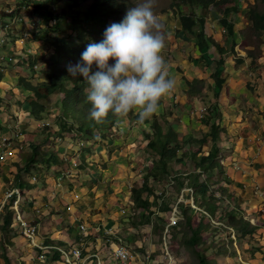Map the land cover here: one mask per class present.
Here are the masks:
<instances>
[{
    "label": "trees",
    "instance_id": "obj_1",
    "mask_svg": "<svg viewBox=\"0 0 264 264\" xmlns=\"http://www.w3.org/2000/svg\"><path fill=\"white\" fill-rule=\"evenodd\" d=\"M261 1L264 4V0ZM248 2L251 5L254 4V0ZM16 3L18 9H11V6H6L4 10H8V12L3 9L0 10V30H7L5 35L8 38L10 30H8L7 22H9L10 18L15 17L19 11L25 9L44 20L43 24L40 25L39 33L35 35V41L41 40L53 49V54L45 61V70L42 72V76L37 78L35 83L30 82L24 78L25 76L20 74V68L18 67L20 65L14 66L15 70L13 72L14 75L17 73L15 78L21 94L27 93L29 95L26 99L27 105L24 111L29 123L25 124L30 125L29 127H32L35 131L37 130L43 134L48 133V138L50 136H70L76 139L84 138L86 141L95 138L104 140L103 133L106 131L112 136L111 138L109 137L111 141L122 142L121 139L113 138L117 125L121 124H118L117 119L111 114L102 124H96L89 118L90 105L86 102L83 91L87 85L82 77H70L67 66L69 64L74 65V62L81 58V54L88 43L102 41L104 31L109 25L123 20L130 7L128 0H35L32 4L27 3L25 0H17ZM171 6L178 9L182 30L189 37L191 36L197 40L204 37L203 29L201 27L198 29L197 24L202 23L203 17L196 14L195 11L185 13L182 10L184 7L189 9L198 8L199 10H208L210 7L218 8L222 15L220 25L224 28L226 36L232 38L237 33L233 31L234 22L230 17L232 13L238 11L235 0H174ZM248 20L251 25L249 28L250 32L259 37L264 32V11H259V8L254 4L248 9ZM52 33H56L58 36L53 37ZM23 35V33L20 34L21 37ZM206 41L211 43L221 55L226 54L224 49L219 48L212 39L208 38ZM8 43L9 40L6 44ZM2 50H4L3 47L0 49V61L5 62L8 57L1 52ZM249 54L252 56V52ZM25 55L27 56L28 67L32 70L35 61L32 59L31 54ZM217 64L222 65L223 61L221 60ZM184 84L189 85L185 82ZM201 86L202 84H199L198 89ZM3 91V87L0 86V115L4 113L1 106L2 100L4 98L8 100V95ZM196 91L198 90L193 87H189L187 90L188 93ZM21 94L20 97L22 96ZM175 107L177 105L171 104L164 108L165 112L162 115H153L150 120L146 121L149 124L150 133H145L143 130L144 124H137L136 116H134V127L136 126L141 134L144 133L145 143L141 141L143 143L141 151L143 154H148L150 168L141 175L140 187H133L127 191L128 186L121 184L126 192L122 205L124 207L128 206V211L126 212L127 217L130 218L128 224L134 232L130 242H134L133 247L137 248L138 253H145L147 251L142 250L143 245L139 248L135 244L138 241L137 237L140 235L137 228L151 225L153 231L164 230V227L152 224V219L156 220L155 223H157V220L161 219L156 216L157 212L159 210L161 212H170L172 208L165 202L158 206L159 199L162 197L160 196L161 194L157 195L156 191L159 187H164L165 184H172L177 195L184 188L190 191L193 206L182 202L177 203L176 207L181 220L170 225L168 231L171 237L179 238L181 246L194 258V264H215L214 260H210L207 257L209 251H214L221 255L232 249V240H230L228 248H219L215 246V243L204 240L207 235L215 232L213 222L222 223V227L228 235L234 233L243 239L249 237V239H245L248 243V250L240 252L243 255L244 262L249 261L251 259L249 258V253L254 255L261 252V247L256 249L253 247L252 242L253 239L255 242L256 237L262 235L258 231H263L264 229V218L259 214H254L251 220L243 218L240 211L246 205L236 192L231 191V189L228 190L225 186L226 184L229 188L226 175L224 174V178L221 177L224 170L220 164V159L222 158L220 153L224 149L221 145L220 147L217 145L221 141L219 139V127L210 128L209 137L212 146L205 153L200 147H192L193 140L185 143L175 130V126L181 125ZM1 110H3L2 113ZM6 114H9V111H6ZM51 114L54 116L52 122L57 127V131H54L50 124L49 127L44 126L38 129L36 125L40 122H46L47 116ZM8 117L12 119L11 116ZM15 121H19V119L15 118L11 125L5 124V126H1L0 124L1 133L6 130L10 132ZM2 122L1 120L0 123ZM129 129V127L125 126L124 133H127ZM22 132V136L15 141L17 145H23V150L20 153L22 162L13 164L12 169L17 176L16 184L19 185L24 198L21 204L35 206L41 200H37L33 195H26L24 192L36 190L33 185L39 181H33V176L29 177L28 173L36 172L35 166L45 163L48 165L52 164L60 169L63 166L62 155L41 151L40 148L43 146V142L25 140L27 133H24L23 130ZM201 143L206 145L207 141L202 140ZM95 144L98 147H103L99 141H96ZM114 152H118L114 159V162H117L116 159L123 155H121L119 149ZM23 163L24 168L22 167ZM80 163V171H86L92 165V162L86 159H80ZM116 173L117 170L115 169L109 172L111 175H116ZM102 190L109 194L110 198L112 197V201H117L113 188H109L106 191L105 189ZM177 195L171 197L174 200L173 204L176 203ZM44 198H48V196L46 195ZM14 199L15 197H12L7 201L0 215L2 244L5 248L4 250L8 248L11 252L15 244L14 239L19 238L12 230L15 213L9 209ZM51 205L54 204L51 197H49L47 201L48 211L54 209ZM133 209L139 212L135 213ZM43 210H47V208ZM60 212L58 210L52 215H59ZM67 217L68 215L65 214L62 219H67ZM136 218L138 219L136 220ZM251 221L255 222L254 226L251 225ZM178 226H182V229L177 230ZM136 231L137 233L135 234ZM40 241L53 247H56V245L63 246L58 241H50L48 239ZM261 241L257 243H259L258 245L262 244L263 248L264 239ZM34 253L37 257L42 256V252L37 248L34 249ZM11 254L10 258L7 252L3 251V264H12L15 256L13 253ZM50 258L54 264L60 262L59 253L55 250H52ZM24 262L23 260L21 264H24Z\"/></svg>",
    "mask_w": 264,
    "mask_h": 264
},
{
    "label": "crops",
    "instance_id": "obj_2",
    "mask_svg": "<svg viewBox=\"0 0 264 264\" xmlns=\"http://www.w3.org/2000/svg\"><path fill=\"white\" fill-rule=\"evenodd\" d=\"M248 1L250 0H239L240 6L238 2V11L233 17L235 32L245 31L250 27L248 9L251 4ZM202 14L205 18L203 23L205 40L213 39L219 48L224 49L226 54L221 55L209 42L205 43L204 40L199 42L195 38L187 37L182 31L179 17L174 13L159 17L164 24L165 31L170 33L162 54L170 77L176 81V87L169 96L160 101L156 115H162L165 112L164 105L166 107L171 104L177 105L175 111L186 134L190 135V140H193L195 144L199 142L201 145V141L206 140V145L197 147L206 152L212 146L209 129L218 126L221 141L217 145L222 146V142L230 144L227 150L220 153L226 162L223 170L229 182V188L236 192L242 198L241 201L251 210L264 201V32L258 38L254 35L243 37L241 32L240 34L236 33L232 38L227 37L220 25L221 16L214 9L209 8ZM249 52H252V56L248 54ZM221 60L223 64L218 65L217 62ZM183 80L189 84H196L194 88L198 91L184 93L186 87ZM0 83L4 89L3 92L8 95L5 83L2 80ZM199 84H202L200 89H198ZM12 92H18V90L13 88ZM3 114L5 113L1 115ZM131 115L135 114L131 113ZM5 121L0 123L1 126L13 124L12 119L7 122L6 118ZM17 123L20 124V121H15L14 125ZM21 123H29V121L22 120ZM135 127L127 132L128 143L125 139L124 142L112 144L113 147L119 146V151L123 155L116 161L128 162L126 172H129V167L141 164L143 158L148 155H142V145L137 138L133 137ZM130 138L133 139L129 140ZM129 144L133 145L134 150ZM117 154L118 152L109 153V160H114ZM105 159H107L106 155H104L103 162ZM108 165L110 166V164ZM110 169L112 168L109 167L108 170ZM132 176L133 174L130 173V178L126 177L125 183H117L125 177L117 173L115 176L117 178L111 180L112 184L109 188H113L114 194L118 193L117 191L123 190L124 187L119 184H126ZM256 188L259 190L257 195L254 192ZM65 192L61 189L62 196L59 197V200L72 203L75 215L80 217L82 205L81 208L78 207L77 197L72 193L66 194ZM29 193L34 195V198L40 197L36 191ZM44 196H46V192L41 191V206L42 204L47 205L48 199L45 201ZM53 202H55V198ZM52 213L51 210L50 212L48 209L43 210L44 215H49L46 216L48 218L52 216ZM48 223L50 224V221ZM66 224L67 226L58 232L56 230L53 232L49 228L50 226L48 228L45 226L46 228L43 229L40 226L38 239L60 241L63 239L65 231H72L74 228L70 226L72 223ZM18 239H14V241L17 242ZM28 246L23 255L25 264H54L50 258L51 255H47L46 259L41 258L40 262L39 258L32 261V258L27 256L31 255L30 253L34 250L29 244ZM13 261L19 262L20 259L17 260L14 257Z\"/></svg>",
    "mask_w": 264,
    "mask_h": 264
},
{
    "label": "rangeland",
    "instance_id": "obj_3",
    "mask_svg": "<svg viewBox=\"0 0 264 264\" xmlns=\"http://www.w3.org/2000/svg\"><path fill=\"white\" fill-rule=\"evenodd\" d=\"M16 1L17 0H0V10L6 9V6H11V9H14V8L18 9ZM25 1L29 4H32V2L33 3L35 2V0H25ZM128 2L130 3V7H132V6H136L142 3L143 0H128ZM173 3H174V0H154L155 14L159 17V16H163L165 12L166 13L170 12L173 9V7L171 6ZM254 3L256 4L255 6L259 8V11H264V5L261 2L254 0ZM240 5H241V2H239V6ZM4 11L8 12V10H4ZM216 12L220 15L219 10H216ZM235 15H236L235 13H232L231 17L233 18ZM43 22H44L43 19H40L35 14H32L31 12L25 9L19 11V13L15 15V17L10 18L9 22H7L8 30H10L8 33L9 39L7 38L9 40V43L5 44V46L3 47L4 50H2L1 52H3V54L8 57L6 58L8 60L5 62L0 61V80H2L5 83L6 91L8 92V100H2L1 106L5 114L0 115V121L2 120L6 122L5 120L7 118V122H8V120L10 119L8 116H11L13 120L17 118L19 119L20 122H22V120H27V117L25 116L24 111L26 110V105H27L26 99L29 97V95L27 93L21 94L20 89L19 90L16 89L18 87V83L15 78V75L17 73H15L14 75L13 71L15 70L14 66L16 67L20 65L21 67L18 66L20 68L19 70L20 74L22 76H25L24 78H26L32 83H35V80L42 76V72L45 70V67H44L45 61L48 60V58L53 54V49H51L46 43L42 42L41 40L35 41V35L39 33L38 31H39L40 25H42ZM22 33L25 36L27 33L28 38L26 36L25 40L21 39L20 34ZM52 36L55 37L58 35L56 33H52ZM29 48L32 50V59L35 61V65H37L36 68L33 67L32 69L33 71L29 69L27 56L25 55L27 53L26 51H23L24 49L28 50ZM80 60L81 58L76 60L74 64H76ZM13 88H15L16 91L18 90V92L13 93L12 92ZM20 94L22 95L21 97H20ZM6 111H9V114H6ZM2 112L3 111H1V113ZM46 120L47 121L49 120L50 122H52L53 120L52 114L47 116ZM125 125L126 123H124L123 125H120L121 131L117 129L116 135H115L116 137H119L122 135ZM29 126L30 125L28 124L22 125L23 129L27 130L25 140H31V141L38 140V141L43 142V146H41L40 148L41 151L46 152V153H48L47 151H49L50 153H55L57 155L60 154L62 156L67 155L70 158L74 157L76 153L79 152L80 158H84L85 153L82 150V148L79 147L81 145L79 141L69 138L67 136H65L66 138L65 137L60 138L58 136H51L48 138L47 137L48 133L43 134L42 132H38L37 130L31 132L30 130H32V128L29 129L28 128ZM143 130L145 131V133H150L149 124L147 122L144 123ZM175 130L178 132L180 137H183L182 140H184L185 143H187L190 140V135L186 134L185 128L182 125L175 126ZM134 132H135V135L133 137L137 138L140 143L141 141L145 143L144 133L141 134L140 130L137 127ZM210 133H211V130H210ZM103 136H104V140L95 138L90 141L92 143L94 142L93 147L96 146L95 142L99 141L101 144H103L104 149H102L101 147H97L96 150L94 151L93 147L89 148V149H92V153L95 152L97 154L102 155V159H104V155L106 153L112 152L111 151L112 149L108 150V147H107L108 145L111 146L110 144L112 141L110 140V138L112 136L110 135L109 132H106V131L103 133ZM123 137L127 139V143H128V133H125ZM55 139H58V141H54ZM81 139L86 140L84 138H81ZM132 139L133 138H130L129 140H132ZM222 143H223L222 148L224 150H227V147H230L229 143H224V142ZM199 145H200L199 142H197V144L193 143L192 147L197 148ZM129 146H131V144H129ZM132 146H131V149H133ZM185 147L187 146L185 145ZM25 152H26V149H25ZM145 158H143L141 162V164L143 165L135 164L132 167H129V172L123 171V170H127L128 168V162H125V161L114 162V160L111 159L112 164H110V166L107 165V167L108 169L109 167H111L112 169H118L117 173L125 176L120 180L121 183H124L126 181V177L130 178V173L131 175L132 174L134 175L135 173H137L138 177L140 178V175L142 172L138 174V171L142 170L144 171L143 172L144 174L145 171L150 168V166L146 164ZM90 159L91 160L93 159L94 161H96L97 158L95 157V158H90ZM107 160L108 158L105 159L104 162L107 163ZM22 167L24 168V163L22 164ZM91 167L93 168V170L80 171L77 174L76 177L79 179V181H76L77 179H72L69 181L67 180V183L65 186L66 189L68 188L71 189L70 191H73L78 196V199L80 200L78 202V207L81 208V205H82V209H81L82 211H80L81 219L86 222H94L98 219L99 216L101 217L102 214L105 215L106 213L116 212L114 215H110L108 217L105 216L103 218L104 223H108L109 221L113 222V227H112L113 230L121 229L122 232L129 233L128 237H130L131 239L133 237L134 232L131 230V226L128 224L130 218H128L127 215L122 214L120 211H117V209L122 208L123 206L122 201L121 200H117L116 202L112 200L108 201V199H110L109 194H107L101 189V188H106L107 190H109L111 180H110L108 170L103 169L102 171H99L98 170L99 168L97 169V167L93 165ZM35 169L43 170L49 175L50 179L46 180L45 182H41L40 178L43 176V174L29 172L28 173L29 177L33 176L35 177V179L39 181L35 185H33V188H36V190L45 191L47 193L48 198H44L45 201H47L49 197L55 198V201H57V205L55 207L58 210H64L65 203L62 202V200H59V197L62 196L61 187L60 186L57 187V183L54 182V180L52 179L53 177L57 178L59 176V175H56V173L59 172L58 171L59 169L52 164L48 165L46 163L43 165H36ZM224 174L225 173L223 172V175H221V177L224 178ZM24 179L26 180V178ZM7 182H9L11 186L16 185L17 183L16 174L12 173L10 175H5V176L0 175L1 193H3L5 189L7 188V185H6ZM140 185H141V181H135L133 183L131 182V186L134 188H138L140 187ZM225 186L229 190L226 184ZM173 188L174 187L172 184H165L164 187H159L158 190L156 191L157 192L156 194L157 195L161 194L160 196L162 197L161 199H159L158 206H160L162 202H165V203H168L169 207L172 208L170 212L169 211L161 212V210H159L156 216L161 219L160 220L158 219L157 223H155L156 220L152 219V224H156L157 226H160V227L162 226L164 227V230L163 231L162 230L153 231L151 225L139 226L137 228V231L140 235L137 237V239L139 242L143 244L142 250L151 252L152 258L154 260H157V264H194V258L191 256V254L185 251V249L181 246L179 238L171 237V234L168 231V229H167V232L165 231L166 226L175 224L176 222L181 220V217L179 216V211L177 210V207H176L177 203L182 202V203L189 204L190 206H192L191 193L188 189H185V188L182 189L177 195L176 191ZM114 189H115V186H114ZM117 192L119 193L120 198L122 199L125 198L126 192L124 190L117 191ZM65 193L67 194L68 191H66ZM187 193H189L188 196H186ZM176 195H177L176 203L173 204L174 200L171 197H174ZM35 198L37 200L42 199L41 196L35 197ZM69 199H70V195H69ZM107 201H108L107 203L108 209L104 210L103 204ZM82 203L85 205H83ZM28 210H29L28 207L24 206L23 213L26 215L28 213L27 212ZM98 211H102V213L99 214ZM63 212L64 211L60 212L59 214L60 216L54 214L50 216L49 218L45 217L44 219H42L40 222L41 228L42 229L46 227L48 228L50 226L49 228H51L53 232H55V230L57 232L60 230H63L67 226L66 223H69L68 220L62 219V217L65 216V213ZM86 212H89V214H87ZM240 212H241L242 217L245 218L246 220H249V219L251 220L254 217V214H257V215L259 214L264 217V213L262 214V212L260 211V204L258 205V207L252 208L251 210L249 209V207L243 206V209ZM137 219L138 218H136V220ZM48 221H50V224L48 223ZM213 224H214L215 232L213 234L210 233L211 235L210 234L207 235V237H205L204 240L210 243H215L216 244L215 246L219 248H223V247L228 248L230 244V240H232V249L229 250L227 253L221 254V255L217 254L214 251H209L207 253L208 259L214 260L215 264H264V247L262 248V244L258 245L259 243H257L264 239V229L263 231H258V233L262 235L260 237H256L255 242L253 239V242H252L253 247H255L256 249L261 247L260 248L261 252L258 254H254V255L249 253V258L251 259H249V261L244 262V258H242L243 255H241L240 252L242 250H248L249 248L247 246L248 243L245 241V239L247 240L249 239V237L243 239L234 233H231L230 235H228L226 231L224 230V228L222 227V223L220 224L218 222H213ZM254 224L255 222L251 221V225L254 226ZM70 226H74V225H70ZM180 229H182V226L177 227V230H180ZM73 230H75V233H74V238H75L76 232L78 231V228L76 225L73 228ZM137 231L135 232V234L137 233ZM123 235H126V234H123ZM164 236L166 238V242L164 240ZM1 237L2 235L0 233V264H3V260H2L3 251H6L7 255L10 258L12 255L11 253H13V255L17 258V260L20 259L19 262L12 261V264L23 263V255L25 253V250L29 247L27 241L22 242L20 239H18L17 242H15L16 241L15 240L14 241L15 244L11 252L8 248L7 250H4L5 248L2 244L3 238ZM74 238H73V243L75 242ZM164 243L166 244V246L164 245ZM30 254L31 255H28L27 257L28 258L31 257L32 261H35L37 260V258H39L36 256V254L33 251ZM39 259H40L39 260L40 262L42 259L41 258Z\"/></svg>",
    "mask_w": 264,
    "mask_h": 264
},
{
    "label": "clouds",
    "instance_id": "obj_4",
    "mask_svg": "<svg viewBox=\"0 0 264 264\" xmlns=\"http://www.w3.org/2000/svg\"><path fill=\"white\" fill-rule=\"evenodd\" d=\"M257 1L262 3L261 0H257ZM235 4L238 8V1L236 2L235 0ZM254 4L250 5V7L253 6ZM210 8L214 9L215 12L216 10H218V8H213V7ZM182 10L185 13H190L195 11L196 14L202 16L203 17L202 23L201 24L197 23V24L199 27L198 29H200V27L203 29V23L205 18L202 12L205 10L203 9L199 10L198 8L189 9L186 7L182 8ZM169 13H174L179 17L180 20V14L177 8L173 7V9L170 12L168 13L165 12L163 16H166ZM163 16H159V17H163ZM220 16L222 18L221 13ZM159 17L154 12V0H143L142 3L136 6L129 7L125 17L121 22L112 23L105 29L103 34L104 38L102 41L88 43L85 50L81 54V60L74 65L69 64L67 66V71L70 77L72 78L82 77L83 81L86 83L87 87L84 88L83 91L85 93L86 102L90 105L89 118L93 120L96 124L104 123L105 120L108 118L109 114H111L113 117L117 119L118 124L123 125L124 123H126L125 126L129 127L130 128L129 130H133L134 116H136V123L139 125H143L146 121L150 120L153 115H156V113L159 110L160 101L163 98L169 96L175 89L176 81L174 78L170 77L165 62V58L162 54L166 46V40L170 36V33L165 31L164 24L159 19ZM232 19L234 22V18ZM249 28L245 31H240L243 37L246 36L252 37L254 35L253 33L250 32ZM233 31H234V27H233ZM240 32L238 31L237 34H240ZM189 38H193V37L190 36ZM203 38L199 39L198 41L201 42L202 40H204V42L206 43L207 41L205 40V36ZM28 50H30L31 52L29 53ZM28 50L24 49L23 51H26L27 54L32 55V50L30 48ZM36 66L37 65H34V68H36ZM184 82L188 83L187 81L183 80V84ZM193 85L194 84H189L187 86L185 84V87L188 90L189 87L194 88ZM16 89L19 90L20 87L18 86ZM187 90L183 92L189 94ZM131 113H134L135 115L132 116ZM52 117L54 118L53 115ZM41 123L43 124L41 128H43L44 126L49 127L50 124L52 129H54V131H57V127L53 124V122L46 120V122H41ZM20 124H21V129L27 133V130L23 129L22 127V125L25 123L20 122ZM120 128L121 126L117 125L116 131L117 129L121 131ZM115 135L116 133H114L113 138L121 139L122 142L125 141V138L123 137L124 131L122 132V135L119 137H116ZM64 137L62 136L60 138H64ZM67 137L75 139L80 142L81 145L79 147L82 148V150L85 153V156L84 158H80L79 152H77L76 155L71 158L67 155L62 156L63 166L58 170L60 173L59 172L56 173V175L59 176L57 178L53 177L52 179L54 180V182L57 183V187L60 186L61 189H64V192L65 190H67L68 194L72 193L74 196L77 197V202H79L80 200L78 199V196L73 191H70L71 189L69 188L66 189L65 186L67 180L69 181L72 179H77L76 181H79V179L76 176L80 172L79 170V166L81 164L80 159H86L88 161H91L93 166L97 167V169L99 168L98 169L99 171H102L103 169L108 170L107 165L112 164V162L111 160H109L107 154L111 152L105 154L108 160L107 163L106 162L104 163L102 159V155H99L95 152L92 153V149H89L94 146V142L92 143L90 140L88 141L82 140L81 138L76 139L70 136ZM54 141H58V139H55ZM112 142L115 143L114 141ZM112 142L110 145L113 144ZM113 146H109V145L107 146L108 150L111 149L112 147L111 150L112 153H114L116 149L120 148L119 146H115L116 148ZM200 146H202V143ZM97 147H98L97 145L93 147V150L95 151ZM101 148L104 149L103 147ZM95 157L97 158L96 161L90 159ZM145 157L144 158L146 164L149 166V162H148L149 156L147 155ZM220 164L224 168L226 165L225 159L221 158ZM88 170H93V168L90 167ZM115 170H117L118 172V169ZM108 172L110 171L108 170ZM140 172H142L141 173L142 175L144 171L139 170L138 174H140ZM12 173L13 172H10L6 175H10ZM33 173L43 174V176L40 178L41 182H45L46 180L50 179L49 175L43 170L37 169V171ZM0 175L5 176L3 173H0ZM109 176H110V180L117 178L115 177L116 176L115 174L114 175L109 174ZM140 178L138 177L137 173H135L132 176V178L129 179L130 181L126 182V185L128 186L127 191L133 188L131 186V182L133 183L135 181H141ZM36 181L38 180L36 179ZM101 189H105V191L107 190L106 188H101ZM257 189L258 188H256V190ZM34 191L38 192L39 190H34ZM41 191H39L38 193H40ZM231 191L233 190L231 189ZM114 195L117 197V200H121V201L125 200V198L122 199L119 197V193H116ZM51 199L53 202L54 198L51 197ZM111 200L112 197L108 199V201ZM108 201L103 204L104 210L108 209L107 208ZM64 203H65V208L64 210H60V211H64L63 213L68 215L67 219L65 220L70 219V222L68 224L72 223V225H74L73 227H75V225L77 226L74 219L78 218L79 220H82L81 217L75 215L74 205L72 203H66L65 201ZM53 204L54 205L51 206H53L54 208L57 204V201L53 202ZM68 205L72 207V213L66 211V207ZM192 206H193V202H192ZM44 208L48 209L47 206ZM43 209H41L40 211L42 212ZM121 210H124V212H121ZM51 211L53 213H56L58 209L55 207V209ZM117 211H120L122 214L126 215V212L128 211V206L125 207L122 206V208L117 209ZM133 211L135 213L139 212L134 209ZM48 212H50V210ZM86 213L89 214V212ZM98 213L101 214L102 211H98ZM115 213L116 212L106 213L105 215L102 214V216L101 217L99 216L96 221H99L104 225H109L113 227V222L109 221L108 223H104L103 218L105 216L108 217L110 215H114ZM46 216L49 215H44L42 212V215L39 218V224L41 220L44 219ZM68 231H65V233L63 234V239H61L60 241L59 240H55V241L61 242L63 246H66L67 244H71L73 242V238H74L73 233H75V230H72L71 233L69 234L70 236L67 237L66 235H68L67 234ZM114 231L120 237L125 239V241L129 246L133 247L134 242H130V238L128 237L129 233H123L121 229ZM77 233L78 231L76 232V234ZM135 244H137L136 246H138L139 248L142 247L143 245L139 241H136ZM56 247H59V245H56ZM51 254L52 253L47 255H51ZM47 255H42L38 257L46 259Z\"/></svg>",
    "mask_w": 264,
    "mask_h": 264
},
{
    "label": "built area",
    "instance_id": "obj_5",
    "mask_svg": "<svg viewBox=\"0 0 264 264\" xmlns=\"http://www.w3.org/2000/svg\"><path fill=\"white\" fill-rule=\"evenodd\" d=\"M6 31L0 30V49L8 42L5 35ZM25 38V35L21 37L24 40ZM28 52L30 53L31 51L28 50ZM42 126L41 122L36 125L37 128ZM20 128L21 124L17 123L10 132L6 130L1 133L0 131V173L4 175L13 172V164L21 162L20 153L23 150V145L15 143L23 134ZM30 131L33 132V128ZM24 133L26 132L24 131ZM32 180L36 181L34 177H32ZM6 185L8 186L5 191L3 193L0 191V215L7 201L15 197L13 203L9 206V209L15 213L12 225L13 232L20 239L28 241L32 250L35 248L40 250L42 255L50 254L52 250L58 252L60 257L58 264H157V260L151 258V252L138 253L137 248L129 246L125 239L120 237L111 226L104 225L99 221L86 222L78 218L74 219L78 226V233L74 238V243L59 247L41 243L42 241L38 239L39 218L42 215L40 210L47 205L42 204L41 206L40 203L35 206L22 205L24 198L19 185L11 186L9 182ZM22 187L24 188V186ZM258 192V189L255 190V194H258ZM24 193L30 195L29 192ZM39 194L41 195V192ZM24 206L29 209L26 215L23 213ZM66 211L72 213V207L68 205ZM260 211L264 213V201L260 203ZM121 212H124V210H121ZM168 227L169 225L166 226V232ZM70 233L71 231L69 230L66 236H70ZM164 240L166 242L165 236ZM164 245L166 246L165 243Z\"/></svg>",
    "mask_w": 264,
    "mask_h": 264
}]
</instances>
